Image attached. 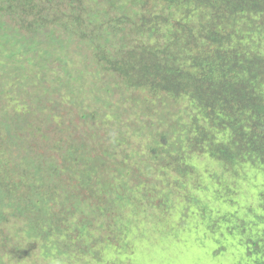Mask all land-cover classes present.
<instances>
[{"label":"trees","instance_id":"1","mask_svg":"<svg viewBox=\"0 0 264 264\" xmlns=\"http://www.w3.org/2000/svg\"><path fill=\"white\" fill-rule=\"evenodd\" d=\"M181 0H171L175 3ZM193 5L191 10L197 17L206 22L202 30L195 34L180 35L177 37L176 51L167 53L166 46L162 50L151 47L128 43L131 31L143 35L147 30V25L158 20V16L153 14L146 17L141 11H127V2L145 9V0H0V24L5 30H11L13 35L19 39L34 44L38 40L35 49L32 46L29 50L34 52V56L27 61L28 68L12 54L11 71L4 68L2 77H14L18 88L11 87L16 93L21 94L23 90L27 92L28 105L13 109V114L9 110H1L5 117L0 125L6 132H9V142L12 147L13 157L21 154L18 164L6 165L0 162V224L6 222L11 217L23 218L34 222L30 215L32 202L17 198L18 189L25 188L30 196L42 193L44 182L49 177L56 176L57 169L52 162L36 158H28L29 151H35L37 139L46 136L44 140L50 143L48 148H53L70 136L74 130L64 131L66 122L58 124L55 116L69 102L79 105L81 96L77 90L81 85V90L85 93L89 88L84 86L90 82V78L85 71L93 75L94 84H103L105 94L111 96L113 87L111 82L125 84L129 88L145 90L150 95H162V97L179 98L185 95L192 96L197 102L201 117L206 119L211 126L220 123L222 113L226 110L229 114L242 115L245 119L254 120L263 127L264 125V82H259L255 70L250 65L242 66L244 72L242 77H238L227 91L219 92L221 69H215V78L208 82L203 75L202 67H195L196 59H191L193 53L198 61L202 63H216L220 68L227 70L240 62V53L233 46L232 36L235 34V26L239 22V17L248 14H258L264 22V0H189ZM102 2L109 3L111 10L117 8L119 16L111 20L108 14V22L100 18V5ZM91 4L94 5L90 6ZM95 8H97L95 10ZM176 10V8L174 7ZM107 15V13H106ZM127 28L123 24L129 23ZM117 25V26H116ZM209 25L215 28V32L206 33ZM264 26V23H263ZM181 24H176L174 30L181 29ZM58 30L59 34H58ZM152 30V29H150ZM119 34H121L119 36ZM54 35L57 39H54ZM119 41L124 40L119 42ZM69 41L73 50L82 55L83 67L85 71L77 75L76 82L72 81V70H65L63 75L54 73L53 68H63L62 60L52 57L50 53H43L40 46L45 43L47 47L51 43ZM180 44V45H179ZM69 45V46H70ZM206 53H209L206 56ZM212 53V54H211ZM1 57L8 60V53L1 54ZM8 68V71L10 70ZM25 69V70H24ZM24 70V71H23ZM29 71L30 73H28ZM27 75L30 81H24ZM55 83L51 89L44 94L30 93L34 88L42 87L45 82ZM39 80V85L35 84ZM98 81V82H97ZM80 83V84H79ZM73 85L77 86L74 87ZM215 85V95L212 96V87ZM180 93V94H179ZM50 98V95H53ZM4 87L0 82V104L3 103ZM10 108L11 105H6ZM59 113V112H58ZM68 112H66L67 114ZM84 113V112H83ZM82 113V114H83ZM97 113V111H96ZM81 114V115H82ZM89 115H83V118ZM226 117V116H225ZM77 119L67 118L69 124L77 123ZM61 125V126H60ZM64 126V127H63ZM104 127L100 123L99 130ZM62 129L63 131H60ZM253 135L251 139L252 147L264 148L262 137L259 134ZM80 149L76 155L80 161L91 158L98 149L96 135L90 132L86 136L78 139ZM44 145L40 147L42 150ZM5 148L0 145V151ZM27 150V151H26ZM215 158L226 163L248 162L252 160V152H246L236 148L229 143L225 147L214 148ZM73 155V154H72ZM38 162L46 163L47 171L42 170V165ZM10 167V170H9ZM58 175L60 173L58 172ZM66 204L73 205L74 200L68 194ZM37 231V230H36ZM36 234H40L37 231ZM4 239L0 242V247H6L8 232L0 231ZM245 256L248 264H264V238L259 242H250L246 247Z\"/></svg>","mask_w":264,"mask_h":264},{"label":"clouds","instance_id":"2","mask_svg":"<svg viewBox=\"0 0 264 264\" xmlns=\"http://www.w3.org/2000/svg\"><path fill=\"white\" fill-rule=\"evenodd\" d=\"M145 1V9H139V6L127 2V11H141L145 14L146 17H150L153 14H156L158 16V20L151 23L150 25H147V30L143 33V35H140L136 32L135 29H133L131 31V36L127 40L128 43H136L140 46L143 43L147 47H151L156 50H162L163 47L166 46L167 53L171 54L172 52L176 51L178 36H189L193 33L195 34L198 30H202V28L206 25V22L204 20H201V17L199 19L197 15H195V13L191 11L193 9V5L189 0L176 1L175 3L171 2V0ZM90 6H92V8L94 7L93 4H91ZM174 7L176 8V10L174 9ZM100 8V18L106 22H108V14H110L111 20H115L119 16L118 9L115 8L111 10L112 7L109 3L102 2ZM96 9L97 8H95V10ZM237 17H239V22L234 28L235 34L232 36V41L233 46L237 49V52L240 53V62L238 65H233L227 70H224L220 68L216 63H202V61H198L197 57L193 53H191V59L197 60L195 67H202L203 75L208 82L212 77L215 78V69H221V74L223 76L219 79L220 93H224L225 91H227L229 86L233 82H235L238 77H242L243 74L248 73L243 71L242 66L244 65H250L257 74L261 73L262 76H258V80L260 83L264 82V50L259 47V41L264 40L263 18H261L258 14H248ZM178 23L183 27H181V29L174 30L173 27ZM129 24L130 22L125 23L122 25V27L127 28ZM3 28L4 27L1 26V31L3 30ZM5 31H9V33L12 34L11 30L9 29ZM59 31L60 30H58V34ZM208 32H215V28L212 27V25H209L206 33ZM4 34L6 35V39H3L0 36V41L3 42V47L0 43V74L4 72V68L7 69V72L11 71L10 64L12 63V54L15 57L21 55L25 60L20 57H18V60L23 63L26 67L25 69H27L29 66L26 60L30 61L34 56V52L29 50V47L32 46V50H34L38 40H35L34 44H29L27 43V41L19 39L16 35L12 34L11 36H9L6 32H4ZM120 35L121 34H119V36ZM10 38L12 39L11 43L9 42ZM54 39H57L56 35H54ZM117 40L119 41V39ZM17 43L25 44V49L27 50L21 52L13 51V47ZM69 45L70 43L67 40L60 42L58 45L55 42L51 43L50 47H47L43 42V44L40 46V50L43 53H50L52 57L62 60L64 71H61L57 74L63 75L65 70H72V67H68L64 63V59L59 58L58 55L53 52V48L63 49L65 51L68 49L69 53H76L73 50L74 47ZM5 53H8V60L1 57V54ZM208 55L209 53H206V56ZM8 68H10L9 71ZM27 72L30 73L29 71ZM12 77L14 76H11L9 78L4 77L8 79L5 82L0 81L3 87L4 85H10L8 87L9 93L6 94L8 90H5L4 88V101L2 104H0V122L4 121L3 115L1 114V110H3V107H5V110H9L6 105L10 104L12 109L15 110H17L18 108L17 102L21 107H25L28 105L26 102H19L20 96L16 93V88L19 87L18 84L14 91L11 89V87H15V84L12 82ZM85 84H87V88L91 89L89 87L91 81ZM97 84H94L93 82V88H96ZM111 84L113 86L110 87L113 90V94L111 96H107L104 93L106 89L103 84H98L103 87V89H101L100 91L101 95L107 96V100L104 103L105 105H107L108 110L106 112L103 111L101 114L102 116H105V118L102 119L101 123L104 125L102 130H99L100 123H93L97 117H100L99 113L97 112L96 115H92L93 113H96V110L89 112L83 109L80 112L81 114L83 112L84 113L82 115L79 113L80 118L78 119L77 123L69 124L67 119H58V124H62L65 122L68 124L64 125L65 132H67L69 129L74 130V132L70 136H67L65 140L61 141L58 144H55L56 146L50 149L48 148V145L50 143H48L47 141L38 143L39 140H44L46 138V136H42L37 139L36 150L29 151V153L26 154V157L28 158H36L37 156L39 159L47 161L46 163L52 162L53 166L57 169L56 176L46 179L41 194H37L36 192L34 196L31 197L28 192H25L26 190L24 187H22L20 190L18 189V192L16 194L17 198L25 199L26 202H28L29 200L32 202L30 215L33 218L34 222L26 220L25 217L18 218L16 216L11 217L10 215L8 221L2 222L0 224V231L4 230L8 232V240L5 242L6 247H0V250L8 251V249L15 250L17 248H23V243L15 244L17 243L15 241L17 236L12 231L14 228H16L18 231H23L24 235L21 237L24 238L25 241L29 239V246L35 248L36 246H38V244L37 242L33 241L34 238H39L42 242V245L48 244L55 246L59 244L62 245L66 243H73L76 239L75 232H82L86 227H89V225L81 223L80 215L89 216L91 218L90 226H95L94 222L99 218L98 216H101L103 218V214L101 211L102 205L104 203H107L110 207H115L120 196L119 192H117V197L115 200L109 199L107 201H105L101 197L105 192L109 196L114 193V186L111 184L113 179L111 177H107L106 179L104 178V173L108 167V164L114 163L113 166L117 168L119 167L118 164L120 162L129 164L133 157H139V155L136 153H125L124 146H136L133 143L131 137L135 134L143 136L141 135L142 133H152L150 132L149 127H152L154 130H156L157 126L160 123H165L166 127L169 130L168 132L166 131L167 133H152L155 143L149 145V153L147 156H151L152 158H154V160H158L156 156L162 157L159 160L162 163L161 166L173 168V170L177 174V171L174 168L177 165V160L173 156H171V158L169 156L171 154L168 155V153L164 152L169 146L170 142L173 140V135L176 134L174 133V131L179 132V130L176 128V124L171 120H167L163 116L162 118L158 117L155 123H153L149 119V116L152 114L151 102L156 101L159 105H161L163 102V98H168L173 102L179 101L180 99L186 101L187 104L192 107L197 114L194 118H192L193 125L192 128L188 131L194 133V136L191 139L187 140L190 154L196 153L200 157L207 156L208 160L218 164L220 167L221 165L225 167L224 171L228 175H224L228 176L231 179L233 185L243 178L249 179L250 175H254L256 177L257 183L253 184L249 189L243 191L252 194L250 190L252 188L257 189L256 195H252L254 198V203L255 199H257L256 209L260 213L255 214V216L257 219L264 222V148L256 150L259 145H257L256 147H252L251 145V139L253 138V129H256L254 133L259 134L262 137V143H264V125L262 127L253 119H245L242 115L240 116L229 114V112L231 111L226 110V113H222L220 117V123L216 126H211L206 119H203L201 117L200 110L196 105L197 102L194 101L192 96L190 95H185V97L183 96L179 98L162 97V95H150L145 90L129 88L124 83L117 86L118 83L116 81H113L111 82ZM78 87L79 88L77 90L79 91V93L83 92L81 90V86ZM211 87V97H213L215 95V85H211ZM36 89L37 88H34L29 92L32 94V91L34 90L35 92L33 93H36ZM88 92L89 90H87L85 94ZM22 93L23 96H27V92L25 90H23L20 95H22ZM80 97L83 98L84 96ZM101 98L102 96L99 95L96 100L98 102H101ZM120 98H122L124 103L126 101H130L128 104H126L125 108H121L119 105H117V101H119ZM81 103L82 102H80V104ZM173 107L174 106H171L170 109H173ZM110 113L114 116L113 122L106 119L108 114ZM131 113H133V119L129 121V131H136L130 134L128 133L129 131H125L122 129V123L119 122V120L122 117H125L128 120ZM83 115H89V117L83 118ZM90 127L92 128V130L89 129ZM116 127L118 128L117 135H115L114 131ZM142 130H146L147 132H142ZM60 131L63 130L60 129ZM90 132H93V134L96 135L98 149L91 158L85 161H80L76 155L77 151L80 149V143L78 139L83 136L87 137V134H89ZM123 133H125L126 136H122L121 134ZM9 135L10 133L6 132L0 125V145L5 148L3 151H0V162L4 163L5 165L7 161H9L8 164L10 165H12L14 162L18 164V160L20 159L18 157L21 154L13 157L14 155L13 153H11L12 147H9ZM177 135V146L175 143L174 145L176 147H179L180 150H183V155L187 160L184 154V152H186L184 151V147H180L178 145L180 144L181 146H183L186 137H183L181 133ZM229 143L233 144L236 148H239L246 152L256 150L251 154L252 160L248 162H238L231 164L223 162L222 160L215 158V155H212L213 152H215L214 148L225 147ZM42 145H44V147L42 150H40V147ZM153 145H156L158 149L151 150ZM167 157H169V159ZM126 159L129 160L125 161ZM139 160L142 165L147 164L145 158H139ZM167 161L168 164L166 163ZM46 163L44 164L42 162H38V164L42 165V170L44 172L48 170V166L46 165ZM58 172L60 173V175H58ZM110 172L116 173L115 169H111ZM182 172H185L184 169L182 170ZM89 173H91V177H89ZM127 179L130 180V182L128 183H132L131 176H128ZM150 179L152 181H156L152 176H150ZM162 179L163 176L161 175V178L157 179V181H160ZM178 180H181V178H178ZM221 187V183L217 185V189H220ZM217 189L215 190V204H217V201H222L224 199V196L220 195ZM204 192L207 191L204 190ZM68 194L71 196V199L74 200V204L72 206L66 204V198ZM88 196L92 198L93 204L90 209L85 210L84 203ZM225 212H228V210ZM215 216L216 215L212 217L213 225L218 223L217 225H215L218 227V229H220L221 226L228 225L229 228H226L225 231V233H228L226 234V236L231 237L232 235L236 234V236L240 238L241 244L236 245L237 247L234 245V247L242 252V256L239 258L240 262H242V264H248V259L245 256L246 247H248L249 243L252 241L259 242L261 239H263L264 232H262L261 235L253 236L249 233V229H247L246 231L244 230V224L236 225V223H233L231 217L225 219L221 218V223H219L217 221L218 218H215ZM19 223L20 226L11 227ZM106 224L108 223H105L103 218V221H101V226H105ZM36 230L39 231L40 234H36ZM56 233H62L64 235V243L61 241V239L55 238ZM3 239L4 237L0 235V242ZM10 244H14V247L11 248ZM215 245L219 248L215 251L216 255L226 254V252L228 251L227 249H221L225 247L228 248V246L220 245L219 241L217 240ZM24 249L28 250V247Z\"/></svg>","mask_w":264,"mask_h":264},{"label":"rangeland","instance_id":"3","mask_svg":"<svg viewBox=\"0 0 264 264\" xmlns=\"http://www.w3.org/2000/svg\"><path fill=\"white\" fill-rule=\"evenodd\" d=\"M4 32L9 36L12 35L4 28L1 31L0 26V36L6 39ZM11 41L10 38L9 42L11 43ZM0 43L3 47V42L0 41ZM259 47L264 50V40L259 41ZM26 50L23 43H17L13 47L15 52ZM53 52L59 58L64 59V63L68 67H72L73 81L76 82L77 75L85 71L82 66V55L69 53L68 49L65 51L53 48ZM18 57L23 58L21 55ZM23 60L25 59L23 58ZM53 69L56 74L64 71V68ZM85 73L90 78L89 87L91 89L86 94L80 93L81 96H84L83 98L79 97L82 103L73 105L69 102L63 106L62 110L58 111L59 113H50L52 119L55 116L59 120H66L67 117H72L75 120L78 114H81L80 111L85 109L89 112L96 110L100 117H97L93 123H102L105 116L101 114L108 110L104 103L107 96L101 95L100 91L103 89L101 85L97 84L96 88H93L95 77L86 71ZM14 77H12V82L17 87L18 80L16 81ZM24 77V81L31 80V77L27 75ZM7 79L0 76L1 82H5ZM39 82V80H35L36 84ZM55 82V79L52 82H45L42 87L36 89V93L39 95L46 93L47 90L44 88L51 89ZM86 85L84 84V86ZM9 86L4 85L5 90H8ZM33 92L35 91L33 90ZM54 95H50V98ZM99 95L102 96L101 102L96 100ZM21 101H28V97L23 96V93L20 95L19 102L22 103ZM129 102L124 103L120 98L117 105L125 108ZM17 104L20 106L18 102ZM171 106H174L173 109H170ZM8 109L13 114L12 107ZM151 109L152 114L149 119L153 123L157 121L158 117L162 118L163 116L167 120L173 121L179 130V132L174 131L176 134L173 135V140L164 151L177 160V165L174 168L178 176L173 168L161 166L162 163L159 160L162 157L156 156L158 160H154L151 156H147L149 145L155 143L154 132L165 133L169 130L165 123H160L156 130L149 127L153 134L142 133L141 135L145 137L135 134L131 139L136 146H124L125 153H136L139 157H133L129 164L120 162L117 168L113 166L114 163H109L104 173L105 179L107 177L113 179L111 184L114 186V193L109 196L105 192L101 197L107 201L115 200L117 192L120 195L115 207H110L107 203L101 207L104 222L108 224L101 226L103 218L98 216L99 218L94 222L95 226H90L91 218L87 215H80L81 223H85L89 227H86L82 232L76 231V239L73 243L55 246L42 245L39 238H34L33 241L38 244L35 248L29 246V239L25 241L21 237L24 235L23 231L14 228L12 231L17 236L15 244L23 243V248L0 250V264H242L239 259L242 252L234 247V245L241 244L240 238L236 234L231 237L226 236L228 233L225 231L229 226H221L218 229L215 226L218 223L213 225L212 217L216 215L215 218H218L219 223H221V218L231 217L233 223L244 224V230L249 229V233L253 236L261 235L264 232V222L255 216L260 212L256 209L257 199L254 203L253 198L257 189L250 190L253 195L243 191L257 183L256 177L250 175L249 179L243 178L233 185L231 179L226 176L228 174L224 171L225 167L222 165L220 167L208 160L207 156L200 157L196 153L190 154L187 140L191 139L194 133L188 131L193 125L192 118L197 114L186 101L180 99L173 102L168 98H163L161 105L152 101ZM66 112L68 113L66 114ZM132 114L128 120L125 117L119 120L125 131H129V121L133 119ZM106 119L113 122V114H108ZM89 129L92 130L91 127ZM114 131L117 135L118 128L116 127ZM133 132L129 131L128 133ZM142 132L147 131L142 130ZM180 133L186 139L183 146L178 145L184 147L187 160L183 155V150L176 147L177 134ZM121 135L126 136L125 133ZM156 149H158L156 145L151 148V150ZM139 158H145L147 164L142 165ZM167 158L169 159V157ZM166 163L168 164V161ZM111 169H115L116 173L110 172ZM183 169L185 172H182ZM161 175L163 179L157 181ZM91 176L89 173V177ZM128 176L132 177V183H128L130 182L127 179ZM150 176L156 181H152ZM220 183L222 187L217 189V185ZM216 189L220 195L224 196V199L217 201V204H215ZM92 204L93 200L88 196L84 203V209H90ZM227 210L228 212H225ZM18 226L20 223L11 227ZM63 236L62 233L55 234V238L61 239L64 243ZM216 240L220 245L228 246V248H221L228 250L226 254H215V251L219 249L215 245ZM10 247H14V244H10ZM26 247L28 250L24 249Z\"/></svg>","mask_w":264,"mask_h":264},{"label":"bare ground","instance_id":"4","mask_svg":"<svg viewBox=\"0 0 264 264\" xmlns=\"http://www.w3.org/2000/svg\"><path fill=\"white\" fill-rule=\"evenodd\" d=\"M179 94H180V93H179ZM251 213H252V212H251ZM251 213H250V214H251ZM261 223H262V222H261ZM252 228H253V227H252ZM254 228H255V227H254ZM255 230H256V229H255Z\"/></svg>","mask_w":264,"mask_h":264}]
</instances>
